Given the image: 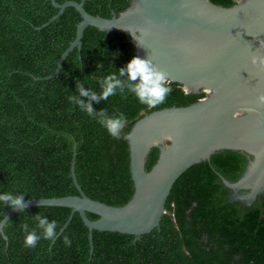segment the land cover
I'll list each match as a JSON object with an SVG mask.
<instances>
[{"label": "trees", "instance_id": "obj_1", "mask_svg": "<svg viewBox=\"0 0 264 264\" xmlns=\"http://www.w3.org/2000/svg\"><path fill=\"white\" fill-rule=\"evenodd\" d=\"M83 1L85 11L109 19L132 0ZM231 7L238 0H210ZM50 0H0V192L19 194L24 201L79 196L74 174L83 193L94 201L121 207L134 194L127 136L134 124L153 111L184 107L206 97L188 94L168 82L171 92L163 104L148 107L128 93L117 91L107 100L80 97L77 84L99 94L97 78L117 72L136 56L128 32L107 33L87 27L81 48L65 58L57 77L46 79L73 42L82 20L73 7L58 13ZM99 65V67H98ZM127 80V74L121 77ZM90 102L96 113L123 112L128 123L119 139L111 137L92 117L69 101ZM159 150L152 148L145 162L150 171ZM244 155L222 151L209 161L189 168L173 185L159 229L135 236L92 231L71 208L33 207L18 211L0 235V264H264V195L251 206L229 202L221 179L236 181L245 172ZM11 209L0 204V222ZM41 213L56 220L55 240L41 239L34 248L24 246L27 223ZM89 220L98 216L86 213ZM68 222V223H67ZM67 224V225H66ZM66 225L62 232L61 229ZM39 232V230H37ZM72 241L66 246L64 237Z\"/></svg>", "mask_w": 264, "mask_h": 264}, {"label": "water", "instance_id": "obj_2", "mask_svg": "<svg viewBox=\"0 0 264 264\" xmlns=\"http://www.w3.org/2000/svg\"><path fill=\"white\" fill-rule=\"evenodd\" d=\"M57 19L67 7L81 16L76 36L46 79L57 77L65 58L75 48L87 27L107 33L128 32L136 56L150 60L165 73L168 82L188 94L207 96L184 107L153 111L138 120L127 136L134 194L121 207L88 198L78 185L71 164V178L79 196L33 199L11 209L0 222L3 227L21 208L67 207L77 212L92 231L135 236L159 229L165 204L178 178L211 155L231 151L247 159L245 172L234 182L221 179L229 202L249 207L264 195V65L253 64V55L264 56V0H238L231 7L210 0H132L118 16L106 19L88 14L83 1L57 4ZM152 148L157 162L146 171ZM98 216L91 221L86 213ZM67 222V223H68ZM67 225V224H66ZM61 229L60 232L66 227Z\"/></svg>", "mask_w": 264, "mask_h": 264}, {"label": "clouds", "instance_id": "obj_3", "mask_svg": "<svg viewBox=\"0 0 264 264\" xmlns=\"http://www.w3.org/2000/svg\"><path fill=\"white\" fill-rule=\"evenodd\" d=\"M251 62L264 65V56L253 55ZM125 74H127L126 81L121 79ZM96 83L99 85V94L91 88L86 89L83 84L78 83L79 96L88 97L89 101L107 100L109 97L115 96L118 90L123 92L127 88L128 93H131L140 104L151 108L163 104L171 92L166 74L157 70L150 60L138 56H133L124 67L119 69L118 73L109 71L107 75L97 78ZM68 100L75 101L76 107L89 117L94 118L111 137L117 139L121 137V130L128 123L127 117L123 112L110 117L103 111L96 113L90 102H85L72 96H69ZM258 100L264 103V96L259 97ZM24 195V192L19 194L0 192V204H7L10 209H16L24 203ZM23 210V208L20 209L21 212ZM33 219L36 223L31 230H29L27 223L23 225L25 247L34 248L42 238L46 240L56 239L58 235L56 220L50 221L41 213L36 214ZM64 243L66 246H71L72 241L68 236H65Z\"/></svg>", "mask_w": 264, "mask_h": 264}]
</instances>
